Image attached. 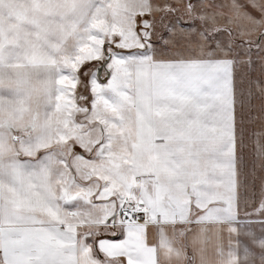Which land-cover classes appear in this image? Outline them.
<instances>
[{
  "label": "snow or ice",
  "instance_id": "1",
  "mask_svg": "<svg viewBox=\"0 0 264 264\" xmlns=\"http://www.w3.org/2000/svg\"><path fill=\"white\" fill-rule=\"evenodd\" d=\"M0 264H264V0H0Z\"/></svg>",
  "mask_w": 264,
  "mask_h": 264
}]
</instances>
